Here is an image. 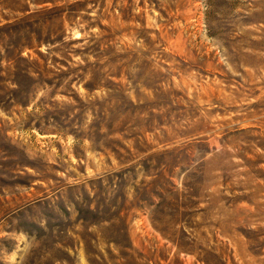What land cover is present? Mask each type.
I'll return each mask as SVG.
<instances>
[{
	"label": "rangeland",
	"instance_id": "1",
	"mask_svg": "<svg viewBox=\"0 0 264 264\" xmlns=\"http://www.w3.org/2000/svg\"><path fill=\"white\" fill-rule=\"evenodd\" d=\"M0 264H264V0H0Z\"/></svg>",
	"mask_w": 264,
	"mask_h": 264
}]
</instances>
